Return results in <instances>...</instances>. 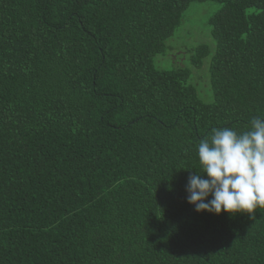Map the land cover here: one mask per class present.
<instances>
[{
  "label": "trees",
  "instance_id": "1",
  "mask_svg": "<svg viewBox=\"0 0 264 264\" xmlns=\"http://www.w3.org/2000/svg\"><path fill=\"white\" fill-rule=\"evenodd\" d=\"M194 1L0 0V264H264V208L186 192L212 128L264 118V0H216L213 52L159 68Z\"/></svg>",
  "mask_w": 264,
  "mask_h": 264
},
{
  "label": "clouds",
  "instance_id": "2",
  "mask_svg": "<svg viewBox=\"0 0 264 264\" xmlns=\"http://www.w3.org/2000/svg\"><path fill=\"white\" fill-rule=\"evenodd\" d=\"M196 154L200 172L191 174L186 185L194 211L252 218L264 208V118L253 117L242 132L212 128Z\"/></svg>",
  "mask_w": 264,
  "mask_h": 264
},
{
  "label": "rangeland",
  "instance_id": "3",
  "mask_svg": "<svg viewBox=\"0 0 264 264\" xmlns=\"http://www.w3.org/2000/svg\"><path fill=\"white\" fill-rule=\"evenodd\" d=\"M221 5L216 0L194 1L190 3L184 12L181 24L174 31V34L165 40V53L163 55L158 54L155 57L156 65L159 68H173L186 65L189 57L188 48L199 44L208 45L212 53L215 48V41L211 36L209 19ZM208 62L209 56L204 59L200 70L194 69L196 82H206L207 76L209 78ZM200 85L202 84L197 83V86ZM199 95L205 102L212 101L211 90H208L204 96H201L199 91Z\"/></svg>",
  "mask_w": 264,
  "mask_h": 264
}]
</instances>
